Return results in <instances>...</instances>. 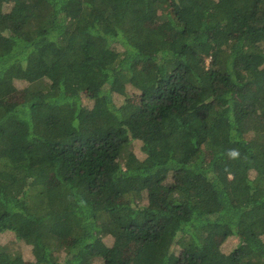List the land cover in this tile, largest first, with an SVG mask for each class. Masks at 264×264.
<instances>
[{
  "label": "trees",
  "instance_id": "1",
  "mask_svg": "<svg viewBox=\"0 0 264 264\" xmlns=\"http://www.w3.org/2000/svg\"><path fill=\"white\" fill-rule=\"evenodd\" d=\"M0 264H264V0H0Z\"/></svg>",
  "mask_w": 264,
  "mask_h": 264
},
{
  "label": "rangeland",
  "instance_id": "2",
  "mask_svg": "<svg viewBox=\"0 0 264 264\" xmlns=\"http://www.w3.org/2000/svg\"><path fill=\"white\" fill-rule=\"evenodd\" d=\"M132 101L135 102L136 104H139V97H137V98L134 97L132 99ZM136 147H137V144L135 145L134 148H135V152H137L139 154V152H138V150H137ZM110 201H111V203H114L116 201H119V197H117L116 195H113L112 194L111 197H110ZM7 237H8V239H11L12 238V235H9ZM3 240H5V238ZM105 240H106L107 243H109L111 241L110 238L109 239L106 238ZM236 241H237L236 238H228L224 242H225V244H228V246H229V245L233 244ZM138 248H139V242H133V243L129 244L125 248V250L123 251V258H130V257H132L134 255V253L138 250ZM22 252H23V258H27V256H30L31 255L30 252L28 251V249L27 250H23Z\"/></svg>",
  "mask_w": 264,
  "mask_h": 264
}]
</instances>
